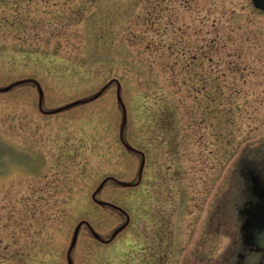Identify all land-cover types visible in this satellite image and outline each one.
Returning a JSON list of instances; mask_svg holds the SVG:
<instances>
[{
	"label": "rangeland",
	"instance_id": "obj_1",
	"mask_svg": "<svg viewBox=\"0 0 264 264\" xmlns=\"http://www.w3.org/2000/svg\"><path fill=\"white\" fill-rule=\"evenodd\" d=\"M0 264H264V0H0Z\"/></svg>",
	"mask_w": 264,
	"mask_h": 264
},
{
	"label": "water",
	"instance_id": "obj_2",
	"mask_svg": "<svg viewBox=\"0 0 264 264\" xmlns=\"http://www.w3.org/2000/svg\"><path fill=\"white\" fill-rule=\"evenodd\" d=\"M99 188H100V187H99ZM78 227H79V226H78ZM78 227H77L76 230H75L74 238H73V242H72L71 247L73 246V243H74V241H75V238H76V235H77V231H78Z\"/></svg>",
	"mask_w": 264,
	"mask_h": 264
},
{
	"label": "flooded vegetation",
	"instance_id": "obj_3",
	"mask_svg": "<svg viewBox=\"0 0 264 264\" xmlns=\"http://www.w3.org/2000/svg\"><path fill=\"white\" fill-rule=\"evenodd\" d=\"M256 233H258L259 231L257 230V231H255ZM260 233V232H259ZM261 235L263 234V233H260ZM261 239H263V236L261 237Z\"/></svg>",
	"mask_w": 264,
	"mask_h": 264
}]
</instances>
